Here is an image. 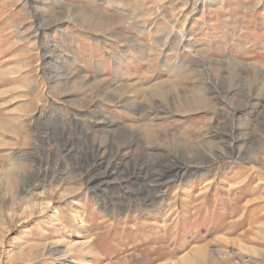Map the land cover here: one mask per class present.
<instances>
[{
    "label": "rangeland",
    "instance_id": "obj_1",
    "mask_svg": "<svg viewBox=\"0 0 264 264\" xmlns=\"http://www.w3.org/2000/svg\"><path fill=\"white\" fill-rule=\"evenodd\" d=\"M0 264H264V0H0Z\"/></svg>",
    "mask_w": 264,
    "mask_h": 264
},
{
    "label": "bare ground",
    "instance_id": "obj_2",
    "mask_svg": "<svg viewBox=\"0 0 264 264\" xmlns=\"http://www.w3.org/2000/svg\"><path fill=\"white\" fill-rule=\"evenodd\" d=\"M102 20V19H101ZM99 25V24H98ZM256 77V76H255ZM242 137V136H241ZM240 154V153H239ZM148 180V179H147ZM154 203V202H153ZM158 203V202H157ZM156 204V203H155ZM52 247V246H51ZM53 250V249H52ZM66 250V249H65ZM55 251V250H54ZM51 252V251H50ZM60 252H62V251H60ZM51 254H54V252H51ZM57 255V254H56ZM59 255H60V253H59Z\"/></svg>",
    "mask_w": 264,
    "mask_h": 264
}]
</instances>
